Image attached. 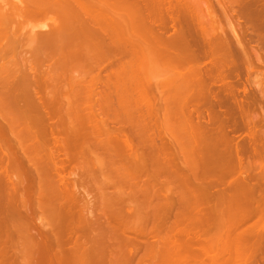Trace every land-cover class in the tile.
I'll list each match as a JSON object with an SVG mask.
<instances>
[{
  "label": "bare ground",
  "instance_id": "bare-ground-1",
  "mask_svg": "<svg viewBox=\"0 0 264 264\" xmlns=\"http://www.w3.org/2000/svg\"><path fill=\"white\" fill-rule=\"evenodd\" d=\"M197 1L0 4V70L14 19L59 17L0 74V264L13 237L21 264H264V115L226 105Z\"/></svg>",
  "mask_w": 264,
  "mask_h": 264
},
{
  "label": "rangeland",
  "instance_id": "rangeland-1",
  "mask_svg": "<svg viewBox=\"0 0 264 264\" xmlns=\"http://www.w3.org/2000/svg\"><path fill=\"white\" fill-rule=\"evenodd\" d=\"M3 1V2H2ZM18 0H0V4H4V6H6L7 8L9 7H14V6H16V5H18V2H17ZM206 1V2H205ZM209 1V2H208ZM214 1V2H213ZM220 2L219 4H217V2ZM244 1V2H243ZM250 1L252 2V4L250 3ZM257 1V0H256ZM255 0H198L197 1V3H196V7H198V10H200L201 8V10H200V12H201V17H200V19H201V21H205V20H207L208 21V18H210L209 19V24L212 26L213 25V27L214 28H217V26H218V31H219V33H221V37H223V39L225 40V42L227 43H225V47H224V50H223V52L221 51L220 52V54H222L223 56L224 55H226V54H228V52H229V54L227 55V56H229V58L228 57H223V59L224 58H227V60L229 61H227V62H225V59L223 60L222 59V57L220 56V60L219 61H222V62H218V64H220L219 65V67L217 66V65H215V66H217L219 69H220V67H222V70L225 68L226 70H227V68L231 71V72H229V76H227V77H229L228 79H227V81H228V83H229V86H226V89H227V87H228V90L229 89H233L236 93H234V91L232 92V91H230L229 90V92L231 93L232 92V94H227L226 96H230V95H233V96H230V97H227L226 98V100H227V104L226 105H228L230 108H231V106L232 107H234V104H235V102H234V104H233V101H234V99H238L237 101L238 102H240L239 103V106L240 105H242L241 106V108H242V111H245L244 112V117H245V120L247 119L248 120V118L250 119H253V120H255L254 122H257L258 120H260L261 118H262V116L264 115V11H263V9H264V7H263V5H264V1L263 0H261V1H263L262 3H263V5L260 3L261 1L260 0H258L257 2H256ZM17 4H16V3ZM224 2V3H223ZM236 2V3H235ZM253 2H256L257 4H258V2H259V4L258 5H255ZM198 5V6H197ZM217 7H216V6ZM251 5H253V6H251ZM260 5V6H259ZM201 6V7H200ZM221 6V7H220ZM200 7V8H199ZM212 7V8H211ZM212 10L211 11V13L214 11V13H209V15H208V12H210V9ZM214 8V9H213ZM217 8V9H216ZM218 8H220V11L218 10ZM237 8V12H236V9ZM244 10L243 11V13H241L242 12V10ZM259 8V9H258ZM254 9V11H252ZM260 9H262L261 11H260ZM197 10V11H198ZM217 10V11H216ZM235 10V11H234ZM241 10V11H240ZM258 10V11H257ZM252 11V12H251ZM256 11L259 13H256ZM261 13H260V12ZM200 12H199V14H200ZM207 12V13H206ZM225 12V13H224ZM235 12V13H234ZM250 12H251V14H250ZM216 13V14H215ZM241 13V14H240ZM254 13H256L257 15H262V16H257L256 14H254ZM213 15V16H211V15ZM226 14V15H225ZM242 14H243V16H242ZM244 14H246V15H244ZM215 15V16H214ZM207 16V17H206ZM239 16V17H238ZM252 16H254V17H252ZM216 17V18H215ZM251 17V18H250ZM20 18V19H19ZM44 18V19H43ZM42 19L41 18H37L36 17V19H38V20H35V18L33 19V21L32 20H30V18H27V17H23V19H22V17H18V18H16L17 20L15 21V19H14V22L12 21V23H11V27H10V30H9V33L10 34H8L9 35V38H7V36H6V38L7 39H9L10 41H19V42H16L17 44V46H16V48H15V46H12V44H11V46L13 47H11V49L7 52V53H5L3 56H4V58L5 57H7V58H5V60H7V61H9V62H6L5 63V65H3V68L0 70V74L3 72V71H5V70H7V69H10L12 66H13V62L15 63V62H18L19 60H21L20 58H23V60H25L29 55H30V49H29V47L28 46H30V44L32 43L31 42V37L30 36H28V34L26 35V32L30 29V27H31V25L32 24H40V23H50L51 24V22H52V20L51 19H53V20H59V17H57V16H52V17H48V18H45V17H43ZM215 18V19H214ZM218 18V19H217ZM246 18V19H245ZM254 18H256V19H254ZM263 18V19H262ZM32 19V18H31ZM212 19V20H211ZM248 19H250V20H248ZM253 19V20H252ZM258 19V20H257ZM262 19V20H261ZM35 20V21H34ZM246 20V21H245ZM26 21V22H25ZM32 23H31V22ZM206 21V22H207ZM248 21V22H247ZM251 21H255L254 22V24H253V22H251ZM262 21H263V24H262ZM203 23V22H202ZM258 23H260V24H258ZM215 24V25H214ZM217 24V25H216ZM249 24V25H248ZM203 25L206 27V29H208V30H210L211 28L209 27V25H208V23L207 24H205V23H203ZM231 25V26H230ZM247 25V26H246ZM253 25V26H252ZM255 25H257V26H255ZM250 26V27H249ZM212 27V28H213ZM221 29H220V28ZM223 27V28H222ZM249 27V28H248ZM225 28V29H224ZM222 30V31H221ZM221 31V32H220ZM251 31H253L252 33H251ZM224 32V33H223ZM12 33H13V35H12ZM6 34V35H7ZM231 34V35H230ZM233 34V35H232ZM258 35V36H255V35ZM11 35V36H10ZM26 36V37H25ZM234 36H235V38H234ZM237 36V37H236ZM233 37V38H232ZM262 39H260V38ZM28 38L30 39V40H28ZM28 40V41H27ZM259 40V41H258ZM261 40V41H260ZM230 43H229V42ZM234 41V42H233ZM239 41V42H238ZM241 41V42H240ZM257 41V42H256ZM13 43H15V42H13ZM235 44V46H234V44ZM18 44H19V46H18ZM229 44H233V45H229ZM239 44V45H238ZM28 45V46H27ZM32 46V45H31ZM30 46V47H31ZM230 46L232 47L231 48V50H230ZM241 46V47H240ZM236 47V48H235ZM15 48V49H14ZM258 48V49H257ZM225 49H227V50H225ZM229 50V51H228ZM233 50L234 51H236V52H233ZM224 51H225V54H224ZM227 51V52H226ZM241 51V52H240ZM10 52H11V54H10ZM233 52V53H232ZM237 52H239L238 53V55H237ZM9 53V54H8ZM232 53V54H231ZM231 54V55H230ZM252 54V55H251ZM8 55H11V57H10V59H9V56ZM13 56V57H12ZM238 57H239V60H238ZM232 59V60H231ZM4 60V59H3ZM235 60V61H234ZM237 60L239 61V62H237ZM261 62V63H260ZM229 63L232 65V67H231V65H229ZM244 63V64H243ZM225 64H227V65H225ZM235 65V69L236 70H234V65ZM243 64V65H242ZM237 65V66H236ZM225 66V67H224ZM224 67V68H223ZM227 67V68H226ZM233 68V69H231V68ZM249 68V69H248ZM224 69V70H225ZM229 70H227V71H229ZM239 70V71H238ZM251 73V74H250ZM250 74V75H249ZM216 79H218V78H216ZM230 79V80H229ZM217 81V80H216ZM216 83V82H215ZM227 83V82H226ZM227 83V84H228ZM217 84V85H216ZM216 84H214V86H217L216 88H218L219 86L218 85H220V80L218 79V82L216 83ZM226 84V85H227ZM236 84V85H235ZM213 86V87H214ZM224 86V85H223ZM231 86V87H230ZM214 89V88H213ZM257 90V91H256ZM249 91V92H248ZM238 93V94H237ZM247 93H249V94H247ZM236 94H237V96H236ZM246 94V95H245ZM260 94V95H259ZM263 94V95H262ZM225 96V97H226ZM232 97H233V99H232ZM229 98H231V100L229 99ZM250 98V99H249ZM255 98V99H254ZM245 99V100H244ZM243 102H242V101ZM251 100V101H250ZM261 100H263V101H261ZM236 101V100H235ZM229 102V103H228ZM261 102V103H260ZM231 103V104H230ZM250 103V104H249ZM245 104V105H244ZM237 105H238V103H237ZM243 106H244V108H243ZM262 107V108H261ZM260 108H261V110H260ZM237 109H238V107H237ZM246 109H247V111H246ZM252 109H253V111H252ZM239 111V110H238ZM256 111V112H255ZM237 113H240V112H237ZM263 113V114H262ZM251 115V116H250ZM247 116V117H246ZM261 116V117H260ZM256 117H257V119L260 117V119H258V120H256ZM263 118H264V116H263ZM250 119V121L248 120V123H251V120ZM246 120V121H247ZM263 121H264V119H262ZM240 121V117H239V114H237V122H239ZM239 123H241V122H239ZM239 125V124H238ZM239 127V126H238ZM264 128V127H263ZM246 130H247V128H245ZM245 129H243L242 130V128H237V130H238V133L239 132H244V131H246ZM264 131V130H263ZM251 147L249 146V148L248 149H250ZM67 170V169H66ZM94 175H96V176H98V173L97 172H94ZM100 177V176H99ZM26 193L27 192H29V190L27 191L26 189L24 190ZM29 193H27V194H25V196H29L28 195ZM93 202H95L94 200H93ZM96 204L94 203L93 204V206H95ZM34 213H36V212H34ZM36 214H38V213H36ZM41 215V214H40ZM43 215V214H42ZM41 215V216H42ZM37 216V215H36ZM36 216L34 215H30V217H31V222L33 221V222H35L34 220H36ZM41 216H39V217H41ZM32 217H34V218H32ZM42 218V220L43 221H45V220H47V221H50L51 222V219L49 220L46 216H42L41 217ZM44 218V219H43ZM33 219V220H32ZM47 221H45V222H47ZM32 222V223H33ZM36 222H37V224H38V219L36 220ZM161 234H162V231H161ZM15 239H16V242L14 243V244H12L14 241H15ZM13 240V241H12ZM18 240V241H17ZM8 241V240H7ZM12 243H11V242ZM19 243V245H17L18 243ZM9 245L7 244V242H6V244H7V246H10L11 247V249L10 248H8L7 246H6V250H7V253L10 251V253H8V255L10 256V258H11V256L12 257H14V259L12 258L11 260H12V262H11V264H14L15 263V261H16V263L15 264H21L22 262H21V259H20V261L18 260L19 259V256L22 258V251H21V249L23 250V252H24V250H25V248L23 249L22 247V245L20 244L21 242H20V240L18 239V238H16V237H13V239H11V240H9ZM17 243V244H16ZM15 246H16V248H15ZM22 246V247H21ZM20 253V254H19ZM25 253V252H24ZM17 254V255H16ZM16 257V258H15Z\"/></svg>",
  "mask_w": 264,
  "mask_h": 264
}]
</instances>
